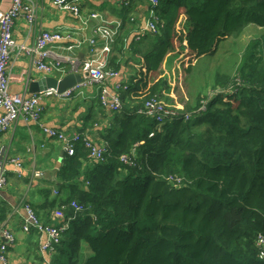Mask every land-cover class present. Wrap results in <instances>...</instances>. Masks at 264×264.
I'll return each mask as SVG.
<instances>
[{"label":"trees","instance_id":"trees-1","mask_svg":"<svg viewBox=\"0 0 264 264\" xmlns=\"http://www.w3.org/2000/svg\"><path fill=\"white\" fill-rule=\"evenodd\" d=\"M157 3L161 21L174 10L165 28L160 26V35L147 32L139 43H129L136 22L122 18L109 68L120 69L128 48L145 65L119 90L122 107L110 112V126L102 136L108 148L103 160L90 158L77 142L73 155L64 151L50 205L26 203L42 225L52 227L51 213L64 207L61 225L66 226L49 264H264L256 243L258 235L264 237V42L257 43L256 58L248 57L240 67L244 80L213 74V93L197 99L188 119L183 113L159 124L136 112L166 88L160 78L141 93L146 79L161 72L177 30L187 32L186 45L194 55L187 65L192 68L247 27L264 28V0ZM135 5L142 15L145 7L151 9L150 0H136ZM99 100L100 93L98 103L104 107ZM132 149L134 165L124 166L119 157ZM71 201L80 209L71 207ZM54 206L50 220L45 219L42 211ZM1 245H6L4 239ZM11 245H6V264Z\"/></svg>","mask_w":264,"mask_h":264},{"label":"crops","instance_id":"crops-1","mask_svg":"<svg viewBox=\"0 0 264 264\" xmlns=\"http://www.w3.org/2000/svg\"><path fill=\"white\" fill-rule=\"evenodd\" d=\"M32 1L37 8L36 19L32 24H29L24 17L15 20L12 30L15 42L32 45L41 31L59 32L67 38L63 41V45H77L70 53L61 51V55L71 54L79 62L90 57V39L95 38L96 46H101V39L94 34L99 26L121 30L122 18L127 15L131 17V21L136 22V27L129 35V43L132 41L139 43L143 40L141 37L147 33L144 29L149 17L148 8L143 9L147 14L142 15L140 5L133 6L136 0L130 2L127 0H72V3L78 5L82 16L89 17L91 14L101 16L99 20L89 19L84 25L68 11L54 7L52 0ZM10 3L11 0H0V10H7ZM21 14L24 16L23 13ZM124 55V58H120L119 77L106 81L110 92H113L115 84L126 85L125 82L134 79L138 71L144 69L143 57L135 53L133 49L128 48ZM7 71L11 76L9 85L11 93L29 95L30 83L44 77L33 68L26 55L18 54L16 51L9 60ZM50 77L53 78V75ZM61 78L63 76L59 75L58 79ZM98 90L97 86H89L83 91L84 96L70 101L63 98H41L39 103L43 109L42 125L65 133L83 132L95 145H103L106 141L102 136L105 134V129L110 126L112 113L100 100L104 107L101 105L102 108L98 103ZM1 114L0 111V116ZM94 118L95 121L92 122ZM1 140L2 144L9 149L10 155L18 158L21 165L19 175L14 165L7 166L8 183L0 191V242L3 241L2 229H10L15 236V242L8 249L7 264H49L51 256L40 251L45 237L32 231L22 232L21 225L26 203L40 205L44 202L50 205L51 199L55 198L54 191H57L55 186L59 184L55 168L63 147L47 137L37 124L24 121H18L1 136ZM36 172L41 173L42 176L33 177ZM47 191H49V197L45 198ZM55 209L56 206L42 211L46 214L45 219H49L50 213ZM51 220L53 222H48L55 226H60L63 222L61 219L54 221L51 218Z\"/></svg>","mask_w":264,"mask_h":264},{"label":"built area","instance_id":"built-area-1","mask_svg":"<svg viewBox=\"0 0 264 264\" xmlns=\"http://www.w3.org/2000/svg\"><path fill=\"white\" fill-rule=\"evenodd\" d=\"M150 3L151 9L149 10V17L144 30L151 34H157L159 33L158 26H162V22L155 11L158 3L157 0H150ZM52 5L60 10L68 11L82 25L86 24L89 19L99 20V17H101L99 14H91L89 17L82 16L78 5L72 3V0H52ZM36 15V4L32 0H11L7 10H0V110L3 112L0 116V137L18 121L38 123L43 112L39 101L44 97L71 99L76 95H82L87 87L97 86L101 101L110 112H116L122 107L119 90L125 89V87L121 86V84H115L113 92H110L106 85L107 80L114 79L118 76L117 72L109 68V57L120 30L118 28L111 30L105 26L97 27L94 34L95 37L101 39L102 44L100 47H97L96 39H90V57L81 63L75 57L73 58L71 54L61 55V51L70 53L77 45H63V41L67 38L59 32L41 31L32 45L17 44L15 42L12 37L15 20L19 17H24L29 24H32L36 19ZM15 51L18 54L26 55L33 68L43 74L44 77H50L56 73L64 77L72 73L81 75V80L60 94L51 89L29 95L11 93L9 90L11 76L7 71V65ZM156 100L155 97L147 100L136 112L155 120L159 124L166 120L172 121L179 119L181 114L176 112L167 114L166 110L158 105ZM183 117L188 119V114H183ZM39 127L47 137L60 143L68 155L74 154L75 144L77 142L84 144L85 148L89 151V157L94 160H103V155L108 151L106 143L97 146L89 137L78 134L77 132L65 133L46 128L43 125H39ZM149 136H152V133ZM134 155L135 151L132 149L130 154L121 155L119 161L124 166L131 167L134 165ZM9 164L14 165L16 173L19 175L21 168L19 159L10 155L9 149L0 142V191L8 183L7 166ZM40 176L41 173H34V177ZM69 205L75 210L80 209L74 201H71ZM63 208L61 207L52 213L53 220H64ZM65 226L66 223L61 226L53 225V227L42 225L31 206L29 204L24 205V218L21 230L24 233L31 231L38 232L41 236L45 237V242L40 247L41 252L47 253L48 255L52 253L53 245L59 243ZM1 235L6 245H11L14 242V236L9 230L2 229ZM256 243L262 249L260 257L264 258V237L258 235ZM6 245L0 246V264H6Z\"/></svg>","mask_w":264,"mask_h":264},{"label":"rangeland","instance_id":"rangeland-1","mask_svg":"<svg viewBox=\"0 0 264 264\" xmlns=\"http://www.w3.org/2000/svg\"><path fill=\"white\" fill-rule=\"evenodd\" d=\"M173 13L174 10L171 9L167 15L161 17L164 28L169 23ZM178 26L180 28V25ZM158 28L160 33V26ZM186 36L187 32L183 27L174 33L166 58L160 66L161 72H153L146 79L147 86L141 89V93H147L148 87L154 81L160 78L164 79L167 82L166 88L161 92L160 97H154L157 99V104L162 106L167 114L175 112L188 114L190 109L197 103L198 98L204 101V98L210 97L213 93L212 88L215 85L213 74L216 71L221 75L230 73L231 78H236V80H244L242 77L246 73L240 70V67L245 59L248 57L256 58L258 55L257 43L263 44L264 42V28L257 26L247 27L237 38H229L222 41L217 46L215 55L198 60L192 68L187 65L188 59L194 55H191L187 48ZM72 57L74 58V56ZM110 58L111 54L109 61ZM110 69L117 72V77H119V71ZM58 77L59 74L57 73L53 75L55 79H58Z\"/></svg>","mask_w":264,"mask_h":264},{"label":"water","instance_id":"water-1","mask_svg":"<svg viewBox=\"0 0 264 264\" xmlns=\"http://www.w3.org/2000/svg\"><path fill=\"white\" fill-rule=\"evenodd\" d=\"M81 80V75L78 74H68L64 76L61 79H55L52 77H43L37 82H31L29 87H28V92L30 94H36L40 92H44L46 90H55L57 93H62L65 90L73 87L76 82ZM64 150L61 151V154L59 156V159L56 164V170L60 167L61 165V160L64 157Z\"/></svg>","mask_w":264,"mask_h":264},{"label":"bare ground","instance_id":"bare-ground-1","mask_svg":"<svg viewBox=\"0 0 264 264\" xmlns=\"http://www.w3.org/2000/svg\"><path fill=\"white\" fill-rule=\"evenodd\" d=\"M1 112H2V110H0ZM3 113V112H2ZM30 123H33V122H30ZM35 124H37L38 126L39 125H42V123H41V118H40V121L38 122V123H35ZM80 134H82V133H80ZM82 135H84V134H82ZM84 136H86V135H84ZM87 137V136H86ZM41 249V248H40ZM54 253V252H53Z\"/></svg>","mask_w":264,"mask_h":264}]
</instances>
